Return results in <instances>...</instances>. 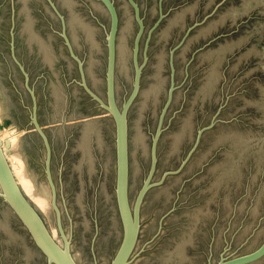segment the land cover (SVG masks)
Masks as SVG:
<instances>
[{
	"label": "water",
	"instance_id": "water-1",
	"mask_svg": "<svg viewBox=\"0 0 264 264\" xmlns=\"http://www.w3.org/2000/svg\"><path fill=\"white\" fill-rule=\"evenodd\" d=\"M0 115V264H264V0H0Z\"/></svg>",
	"mask_w": 264,
	"mask_h": 264
},
{
	"label": "bare ground",
	"instance_id": "bare-ground-1",
	"mask_svg": "<svg viewBox=\"0 0 264 264\" xmlns=\"http://www.w3.org/2000/svg\"><path fill=\"white\" fill-rule=\"evenodd\" d=\"M13 127V126H12ZM12 130V129H11ZM3 133V132H2ZM13 133H15L14 131L11 132V134L9 135V139H12L11 141H13L15 138H14V135ZM1 134V133H0ZM2 135V134H1ZM3 136V135H2ZM2 136H0V138H2ZM8 140V139H7ZM6 141V140H5ZM3 141V143L5 142ZM8 142V141H7ZM10 142V141H9ZM6 143H4L5 145ZM9 144V143H8ZM3 146V144H2ZM10 147V145H9ZM5 151V150H4ZM6 152V151H5ZM17 153V152H16ZM12 154V153H10ZM8 152H6V155L7 157L10 155ZM15 155L14 157L17 158V161H18V165L14 166L12 164V162L10 163L13 170H14V173L16 175V178L18 180V182L21 184V186L23 187L24 191L26 192V194L32 198L33 201H35L38 206L43 210V211H46L47 208H48V199L46 196L44 195H41V194H35L34 193V182H33V179L26 175L23 171H24V167H25V161H24V158L19 154H13ZM13 157V156H12ZM13 157V158H14ZM10 159V158H9ZM14 161V160H13Z\"/></svg>",
	"mask_w": 264,
	"mask_h": 264
},
{
	"label": "rangeland",
	"instance_id": "rangeland-1",
	"mask_svg": "<svg viewBox=\"0 0 264 264\" xmlns=\"http://www.w3.org/2000/svg\"><path fill=\"white\" fill-rule=\"evenodd\" d=\"M0 121H1V125H0V133L3 135H1L0 134V136H2V140L3 141H5L4 143H6L5 145H4V143H3V141H2V144H3V148H4V150L6 151V152H8L9 154L10 153H12V154H10L9 156H8V159H9V161H10V163L12 162V164L14 165V166H16V165H18V161H17V158L16 157H14L15 155H13V154H17L14 150H13V148H14V146H15V144L17 143V141L19 140V138H20V135L21 134H23L24 132H26V131H28V130H31V129H36L37 128V126L35 125V126H31V127H28V128H25V127H20V128H18V125H17V122H15V123H13V124H11V125H9V126H6L5 124H4V120H3V118H2V116L0 115ZM13 126V127H12ZM12 129V130H11ZM12 131H14L15 133H13V135H14V140L13 141H11L12 139H9V138H11V137H9V135L11 134V132ZM3 132V133H2ZM8 139V140H7ZM8 141V142H7ZM10 141V142H9ZM9 143V144H8ZM9 145H10V147H9ZM14 158H13V157ZM14 160V161H13Z\"/></svg>",
	"mask_w": 264,
	"mask_h": 264
}]
</instances>
